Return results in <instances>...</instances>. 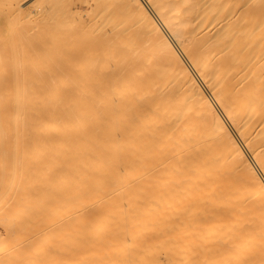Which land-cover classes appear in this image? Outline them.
<instances>
[{
  "label": "bare ground",
  "instance_id": "bare-ground-1",
  "mask_svg": "<svg viewBox=\"0 0 264 264\" xmlns=\"http://www.w3.org/2000/svg\"><path fill=\"white\" fill-rule=\"evenodd\" d=\"M5 1L0 264H158L205 228L264 240V0L113 3L136 29L114 0L101 29L67 0Z\"/></svg>",
  "mask_w": 264,
  "mask_h": 264
},
{
  "label": "rangeland",
  "instance_id": "rangeland-1",
  "mask_svg": "<svg viewBox=\"0 0 264 264\" xmlns=\"http://www.w3.org/2000/svg\"><path fill=\"white\" fill-rule=\"evenodd\" d=\"M9 1L6 0L5 4H7ZM62 1H63L64 4L61 3ZM65 1L64 0L60 1V3L62 4L61 7H63V5L66 7V5H68L70 3V5H68V7L72 6L71 10H73L70 13V11H69L70 7L69 8L67 7L68 9L66 8V10L69 11V13H65V12H67V11L64 10L65 7H63L64 9L60 7V9H63L62 12H64L65 14H72V13L74 14L76 12L75 15L77 16L78 15L77 14V9L81 10L82 7L84 8L83 10H81V11H83L82 15H81V17H82L81 20L85 21L84 24L87 27L94 26V28H95V26H96V29H97V27L100 25L101 27L99 26L98 29L99 28L101 29V28H103L104 24L111 23V22H107L109 19L113 20V18L115 19V16L120 18L121 9L119 10L117 7H115L116 4L118 5V2H120V0L117 1V2H115L116 0H114L113 2H110L109 0H103V4L101 2V7L103 5V7H104L103 9H105L106 12H104L103 9L100 7V3L97 6L98 8L95 7L97 5L96 3H97L98 0H96V1L93 0L94 2L92 0L91 1L90 0H87V1L86 0L85 1L84 0H67L68 1L67 4L65 3ZM107 1H109V3H111L109 6L115 7V8L110 7L111 10L112 9L114 10V9L117 8L116 10L120 11L118 13L116 10H114V11L112 10L113 11L112 13H114L115 15L114 14L111 15L112 17L113 16L114 17L112 19L109 18L108 20L106 19V17L108 16L107 14L111 13V11H110V9H108L110 12H107L106 8H109V7L105 8V6H104ZM229 1L232 4H235L239 0H229ZM258 1L259 0H252V3H256L255 6L258 7L260 5V3ZM87 2H88V4L90 2V4L88 5ZM104 2H105V4H104ZM3 3H1L2 4L1 6H4ZM113 3L115 5H113ZM91 5H92V7H91ZM107 5H108V3H107ZM93 7H95L94 8L95 10L93 9ZM74 8H76V9H74ZM120 8H122V7H120ZM125 9H127V8H123V12H122L123 14L121 13L122 14L121 16L123 17L125 15V17H127L128 19L119 20L116 17L120 22L119 21L117 22V20L115 19L114 23L112 22V24L116 23L119 26L127 25V26H130L132 29H136V27H141L140 25L137 26L138 25L137 23H139L141 21H139L138 15L135 14V13L139 12L140 10L139 9L137 10L136 8L135 9L137 10V12H135V10H133L134 8L133 9L131 8L134 12L132 10H130V11L128 10L130 13L133 12L132 14L136 15V16L134 15L135 18L133 20V17L130 16L131 14H129V12L126 11ZM86 10H88V11L90 10L89 12H91V13L86 15V12H85ZM92 10L95 13L98 12V11L99 12L103 11L104 12L103 15H107V16H103L102 14L98 13V14H100L99 17H98V15L96 16V14ZM115 11H116V13H118L119 16L115 13ZM31 12L33 13L35 11L33 9H31ZM79 12L80 11H78V13ZM105 13H107V14H105ZM75 15H73V16H75ZM140 15L142 17V18L140 17V19L143 20V17H144L143 14L141 13ZM71 16H69V18H68V15H67V17L65 15L66 19L67 18L69 19L67 21L70 22L71 18H72L71 20H73L74 17H71ZM88 16H89V20H88ZM94 16H96V17L94 18ZM100 16H102L103 18L101 19ZM122 17L120 19H125V18H122ZM75 18L77 19V17H75ZM104 18H105V20H104ZM90 19L92 21H90ZM136 19H138L137 22H136ZM81 20L80 19L78 21L76 20L77 23H73V22H71V23H73V25L76 26V25H79L78 22L81 21ZM86 20H88V22H91L90 24H92V26L88 22H86ZM102 21L104 22V24H103ZM122 21L124 22L123 24H121ZM125 21H126V24H125ZM81 22H80V25H81ZM101 23H102L103 26L101 25ZM84 24L82 22V26ZM135 24H137L136 27H135ZM139 24H142V23H139ZM213 230H212V228H205V229H203L201 231L200 236L193 237V238H190V239L189 238H185V237L184 238H180V237L177 238L176 237V238H174V240L170 239L169 245L171 244V249L174 250V252H173L170 260L166 261V260L163 259L160 263L161 264H163V263L167 264L169 262L168 264H264V240H262V241H257V240L235 241L230 236L223 235V234H218V233L216 234L215 231H213ZM166 242L167 241L165 239H160L157 242V245L158 246H162V245L166 244ZM142 263H144L143 260L141 262H139V261L138 262H136V261H133V262L132 261H126V262L120 263V264H142ZM151 263L152 262H150V264ZM160 263H158V264H160Z\"/></svg>",
  "mask_w": 264,
  "mask_h": 264
}]
</instances>
